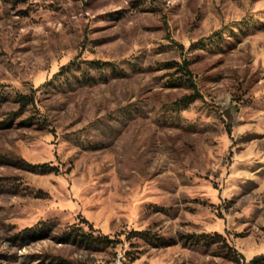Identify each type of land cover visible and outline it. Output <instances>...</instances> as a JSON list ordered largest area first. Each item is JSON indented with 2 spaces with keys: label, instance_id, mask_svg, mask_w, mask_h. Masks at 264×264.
Listing matches in <instances>:
<instances>
[{
  "label": "rangeland",
  "instance_id": "obj_1",
  "mask_svg": "<svg viewBox=\"0 0 264 264\" xmlns=\"http://www.w3.org/2000/svg\"><path fill=\"white\" fill-rule=\"evenodd\" d=\"M263 254L264 0H0V264Z\"/></svg>",
  "mask_w": 264,
  "mask_h": 264
},
{
  "label": "trees",
  "instance_id": "obj_2",
  "mask_svg": "<svg viewBox=\"0 0 264 264\" xmlns=\"http://www.w3.org/2000/svg\"><path fill=\"white\" fill-rule=\"evenodd\" d=\"M91 64L98 66L100 63L98 61L92 62ZM111 63L109 62H104L102 65H110ZM180 71L184 74L187 86L189 89L193 90L195 87L192 83V80L190 78V71L187 69V63L184 62V66L180 68ZM194 100L192 95H185L181 99H179V104L182 106H185L186 104L191 103ZM22 106L26 105L29 103L27 101L26 97H21L18 101ZM27 169L31 172H36L40 174H47L51 172H57V168L55 166H51L48 163H36V164H27ZM80 230V229H79ZM71 230L69 232H64L63 237L65 240H71L78 238V240L84 241L86 244H91L95 247H107L111 245L112 247L114 246L113 241L111 239H108L107 236L105 235H89V234H84L81 230L80 231H74ZM213 238H220L219 235H214L212 238L209 239V241H212ZM239 260H242V257L240 259L234 258L233 261L236 263H239ZM246 264H264V254L260 255L259 257H255L251 260H249Z\"/></svg>",
  "mask_w": 264,
  "mask_h": 264
},
{
  "label": "built area",
  "instance_id": "obj_3",
  "mask_svg": "<svg viewBox=\"0 0 264 264\" xmlns=\"http://www.w3.org/2000/svg\"><path fill=\"white\" fill-rule=\"evenodd\" d=\"M115 263H116V264H122V263H121V260H120V257H117V260H115Z\"/></svg>",
  "mask_w": 264,
  "mask_h": 264
}]
</instances>
